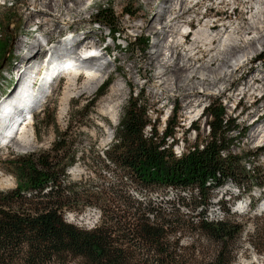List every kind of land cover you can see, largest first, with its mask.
<instances>
[{"label": "rangeland", "instance_id": "rangeland-1", "mask_svg": "<svg viewBox=\"0 0 264 264\" xmlns=\"http://www.w3.org/2000/svg\"><path fill=\"white\" fill-rule=\"evenodd\" d=\"M76 1L78 2V0L74 2L72 0H53L51 5L54 10H48L39 5L41 2H46L42 0L34 2L32 0H0V132L1 127H4L5 130V127L9 128L11 124H14L17 117L13 108L15 101H12L19 90V87H16V80H13L15 65L23 54L22 48L26 45L25 43L30 42L33 36L37 38L47 37L54 41L64 34L65 38L72 35L70 29H65V27L78 26L79 32L87 31L88 35L84 36V39L76 46V52L96 51L99 60L106 62V64L99 65L98 68L95 66L94 69L98 74L97 79L94 80L95 83L82 76L78 79L72 78L75 81L74 86H66L65 82L68 77L67 75L65 77L64 74L65 78H59V69L64 66L69 67L73 61L64 59L65 61L58 68L54 79L41 87L42 91L38 101L40 103H36L25 110L28 113L29 111L32 112L31 119L23 121L24 113L20 118H17L20 123L16 132L7 136L9 138H4L5 142L0 147V190L12 188L15 185L16 174L11 162L17 155L47 150L55 140V129L61 131L68 125L73 131L69 140L72 149L76 152V161L67 167V176L71 180L87 177L88 171L82 163V159H78L77 156L82 151L88 150L89 147L101 151L111 143L114 128L123 116L131 95L130 87L133 88V96L141 91L142 100L148 104V116L159 134H161L167 121L169 123L177 122L172 135L167 138V143L176 155L187 151L193 144H199L209 136L207 122L210 120V116L205 109L211 102H220L224 107L225 116L234 120L238 126L226 134V137L232 140L229 151L242 157V163L246 165V170L249 167H256L252 176L253 180L256 178L258 181H264V150L260 152L258 150V144L264 139V136L260 137L259 143L249 139L253 129L258 128L261 124L264 125V120L258 124L253 123L255 115L264 111V100L258 101L254 105L251 104L258 95H264V91L256 90L254 93H251L252 90L247 91L248 88L256 87L257 84H252L248 74L255 75L258 71L264 74V57L259 58V55L264 52V0H225L224 3L220 4H218L219 0H200L190 12L178 18L177 21L174 19L170 21V29L175 31L179 21L190 19L192 21L189 24L192 28L191 33L193 29L198 27L197 19L201 22L202 15H205L206 20H211L215 24L230 23L223 34V38L215 42L214 45L219 44L217 47L222 42H227L234 37L233 31H236L234 26L239 25V28H242V38L245 39L243 52L251 57L249 63L247 62L242 70H248L249 65H252V68L248 70L249 73L244 72L243 78H239L238 72H235L226 80L218 81L213 86L215 93L210 95H205L201 90L211 86L200 85L198 79L183 80L180 83L175 82L172 78H163V83L157 85L159 84L161 68L157 66L150 67V69L145 68L147 64L145 53L157 51L158 45L151 48V44L159 40L160 36L148 35L145 29L143 30L138 26L143 20L149 19L155 12L160 11L164 6L163 0H152L151 9L146 5L145 0H85L84 3H77ZM188 4L189 0L184 6L187 7ZM174 6H178V4ZM99 8H106L114 13L118 23V32L114 40L106 37L108 29L104 25L103 19L96 15ZM30 12H34L37 16L31 19L30 23L25 24V15ZM173 16V13H169L168 19H172ZM250 24L255 27L254 32L257 36L254 50L247 47L250 41L248 38L254 34L250 32L247 35V27ZM132 25L135 27H131ZM53 27L55 28L54 31H52ZM191 33H188L185 42L183 40L177 41L179 44L176 49L166 51L165 56L170 57V61L172 60L171 56H173L171 51L180 55L187 53L186 44L192 40ZM173 36L174 33L170 31L167 40H174ZM143 38H147L145 47L140 45ZM88 40L90 41L88 42ZM135 42L139 47L137 49L134 45ZM182 43L185 44L182 45ZM47 56L49 58L48 54ZM44 58L37 60L39 64L44 61L41 68H38L36 61L35 67L31 70L30 75H34L38 70L35 77L36 82L34 81L36 87L43 78H46L42 72L46 68V58ZM55 61H53V65H56ZM81 68L78 66V70ZM225 70L230 71L229 68H223L221 73ZM158 73V77L155 78ZM208 79L211 80L212 78ZM235 79H238L237 83L233 84ZM245 80H249V86L243 89ZM104 81L109 84L103 94L98 96L99 86ZM155 83L156 87L153 85ZM179 84H183L184 89L177 87ZM191 84L197 85V87L193 92L187 94ZM113 86H118L120 89V94L115 100L121 103L118 107L119 117L115 124H111L109 118L102 114L99 109L104 97L111 92ZM218 88H221L223 92H218ZM198 90L199 92H197ZM28 94L22 93L25 98ZM64 94L68 96L63 102ZM187 95L191 96L194 102L202 101L198 112L201 114L197 119H195L197 115L191 118L195 120L190 125L187 121L190 119H187L185 114L188 111L190 101L185 99ZM93 99V108L84 112L83 106ZM238 101L239 106L233 109L234 104ZM165 114L167 116L162 120ZM250 123L253 124L250 125ZM26 128L29 129L28 134L23 135V129ZM11 129L3 131L9 133ZM145 130L149 131V126ZM100 172L105 175L106 180L111 181L110 170L101 168ZM250 175L252 174L250 173ZM249 176L239 174L238 182L244 184L249 182ZM232 187L233 194L229 189ZM212 194L210 199L212 205L207 214L210 213L211 218H227L224 212L218 209V205H225L230 211L229 219L240 223L242 226L239 240L233 246L235 261L232 264H264V203L260 204L264 201V184L261 187L252 184L249 190L243 191L242 188L240 189L234 183L227 181L215 189ZM177 195L182 197L184 202H188L191 207L194 206L190 200V193L166 190L164 194L157 196V199L166 201V206H170L169 201L174 202L176 206L178 203L182 206L181 201L176 199ZM77 208H80L81 212L77 213L72 209V211L68 210L64 213L67 221L83 227H92L98 222L99 211L97 208L91 205L82 207L81 204L75 207V209ZM188 209L190 210V208ZM180 210L183 214H190L186 207H180ZM254 229H257L255 235H253ZM190 238L188 234H185L182 241L187 243ZM70 264H74V262Z\"/></svg>", "mask_w": 264, "mask_h": 264}, {"label": "trees", "instance_id": "trees-1", "mask_svg": "<svg viewBox=\"0 0 264 264\" xmlns=\"http://www.w3.org/2000/svg\"><path fill=\"white\" fill-rule=\"evenodd\" d=\"M96 15L114 40L118 23L113 11L99 8ZM134 45L139 48L136 42ZM140 45L145 47L147 38ZM263 57L264 52L259 55ZM108 84L104 81L99 86L98 96ZM130 92L111 143L101 151L89 147L77 156L88 171L87 177L71 180L67 176V167L76 161L69 125L61 131L55 129V140L47 150L17 155L11 162L15 185L0 190V264L235 261L233 246L242 233L241 224L229 219L225 205H218V209L227 218H209L207 212L212 193L227 181L243 191L252 184H264L252 179L256 167L246 170L242 157L229 151L232 140L226 134L237 124L225 116L220 102H211L205 109L210 116L209 136L176 155L167 138L177 122L167 121L159 134L141 91L133 96L130 87ZM93 106L94 99L83 106L84 112ZM258 150L263 151L264 146ZM101 168L110 170L111 181L106 180ZM239 174L248 175L249 182H238ZM166 190L190 193L194 206L178 195L182 206L171 201L166 206V201L157 199ZM79 204L98 209L94 226L83 227L65 219L68 210L81 212L75 209ZM180 207H186L190 214H183ZM256 233L254 229L253 235ZM185 234L191 237L187 243L182 241Z\"/></svg>", "mask_w": 264, "mask_h": 264}, {"label": "bare ground", "instance_id": "bare-ground-1", "mask_svg": "<svg viewBox=\"0 0 264 264\" xmlns=\"http://www.w3.org/2000/svg\"><path fill=\"white\" fill-rule=\"evenodd\" d=\"M34 1L36 0H32V2ZM42 1H46V2L39 3L40 6L46 7L48 10H54L53 6L51 5V1L53 0H42ZM72 1L74 2L75 0ZM83 1L85 0H78V2H83ZM187 1L188 0H163L164 6H162L160 11L155 12L149 19L143 20L142 23L138 26L143 30L145 29L148 35H151L153 37L160 36L159 40L152 42L151 44V48L158 45L157 51H155L154 53H152L151 51L145 53V59L147 62L145 68L150 69V67L153 66L155 67L157 66L161 68V75L159 76V84L157 85L163 83L162 82L163 78H172L173 80H175V82L177 81L180 83L183 80L198 79L200 85L207 84L211 86L208 89L203 88L201 90L202 93H204L205 95L214 94L215 90L213 89V86L218 81L226 80V78L230 77L235 72H238L237 75L239 76V78H243L242 75H244V72L249 73L248 70L252 68V65H249L248 70L245 69L243 71L242 69L244 65L247 64V62L249 63L251 57L249 54L243 52V48L245 46L244 45L245 39L244 37L242 38L243 36L241 30L242 28H239L240 27L239 25L234 26V29L236 30L233 31L234 37L232 39H229L227 42L226 41L222 42L220 46L217 47L219 44L214 45L215 42L223 38L224 36L223 34L226 32L227 27L230 26V23L226 24L224 22L221 24H215L214 22H211V20H206L205 15H202L201 22H199V19H197L198 27L193 29L191 33V37H192L191 42H189V44H186L187 53H184V55H180V54H175V51L174 52L171 51V54L173 56H171L172 60L170 61V57L165 56L166 51H169L173 48L176 49V47L179 44L177 42L178 40L181 41L183 40V42H185V39L188 36V34H186L185 31L187 30L189 24L192 22L190 19L179 21L177 24L178 27L175 29V31H173V29H170L171 28L170 21L173 19L177 21L178 18L190 12V10H192L193 7L200 2V0H189L188 6L185 7L184 5ZM174 2L176 5L178 4V6H174L175 5ZM224 2L225 0H219L218 4ZM145 3L147 6H149L150 9L153 6L152 0H145ZM169 13H173L174 15L172 19H168ZM36 16L37 14H35L34 12L27 13L25 15V24L30 23L31 19H33ZM131 27L134 28L135 25H132ZM247 28H248L247 35L250 32L254 33L252 37L248 38L250 41L247 47L251 50H254L257 39V36H255L256 33L254 32L255 27H253V25L250 24L248 25ZM65 29H70L69 31H71L72 35L65 38L64 37L65 34L64 35L62 34L63 36H61L59 39L57 38L54 41L48 39L47 37L37 38L33 36L31 41L25 43L26 45L24 46V48H22L24 51L23 54H21V56L19 57L18 61L16 62L17 65H15L16 67L14 74L15 79L13 78V80H16V87L17 88L19 87L17 95H14L12 100L15 101V104L13 103L14 104L13 108L18 118L21 117L24 113L28 112V111L25 112V110H27L30 106H34L36 103H40L38 101H39V95L42 91L41 87L47 83H50V81L54 79V76L58 68L62 66L63 62L66 59L73 61V63H71L70 66L67 67L65 71L66 73H64L65 77L66 75L68 77L65 82L66 86L75 85V81H73L72 78H74L76 73L79 71L78 66H81L82 67L81 69L85 70L86 73L85 77H89V80L92 83H95L94 80L97 79L96 76L97 71L96 69H94L96 68L95 66H97L98 68L99 65L106 64L105 61L99 60L100 58H98V55H96L97 54L96 51L90 52L88 50H84L81 52H76L75 49L76 46L84 39V36L88 35L87 31L85 32L83 31V33L79 32L78 26H74L73 28L69 26L68 28L65 27ZM54 30L55 28L53 27L52 31ZM170 31L174 33L173 37L175 38L174 40L171 41L167 40V36ZM89 41L90 40H88V42ZM184 44L185 43H182V45ZM91 53L93 55H90ZM47 54L49 55V58ZM44 57L46 58V68L42 72L46 78H43V80L36 87L35 77L38 74V70L34 73V75H30L32 73L31 70L33 67H35L34 64H36V61L41 60ZM54 60H56L55 61L56 65H53ZM180 60L182 62L181 64H180ZM37 63H38L37 64L38 68H41V65H44V61H41L40 64L37 61ZM223 68H229L230 71L228 70L227 72L225 70L224 72L222 71L223 73H221V70ZM158 75L159 73L155 76V78H157ZM248 75H250L249 80H252V84L254 83L258 84V82L259 84L258 85L256 84V87L251 86V88H248L247 91L252 90L251 93H254L256 90H258L259 92L264 91L263 72L258 71L256 72L255 75L252 74H248ZM78 78L79 75L76 77V79ZM208 78H212V79L210 80ZM237 80L238 79H235L233 81V84L237 83ZM249 80H245L243 84L244 85L243 89L249 86ZM153 85L156 87V83ZM177 87L184 89L183 84H179ZM196 87L197 85L191 84L188 88L187 94L193 92V90ZM23 92L30 94L26 95L27 98H25V96L22 95ZM197 92H199V90ZM218 92H223V90L221 88H218ZM119 94H120V89L118 88V86H113L111 88V92L104 97L102 104L100 105L99 108L100 112L109 118L111 124H115L119 117L118 107L120 106L121 103L115 100ZM67 96H68L67 94L63 95V99H62L63 102L67 99ZM191 98L192 97L189 95L185 96V99L187 101L190 100L188 111L185 113L187 119H191L194 116L198 115L202 103L201 100L199 102L197 101L194 102V99ZM165 118H166L165 115H163L162 120H164ZM16 123L18 122L14 121V124H12L13 126L12 129L11 126L6 129L7 131L11 129V132L8 133L9 135H11L13 132H16L17 128L15 129L14 127L16 126ZM3 130L4 127H1L0 135L2 134ZM28 131H29L28 128L23 129L22 132L23 135L28 134ZM262 136H264V125L261 124L258 128L252 130L251 134L249 135V139H251L255 143L256 142L259 143V139ZM0 147H2V144H0ZM208 215L209 218H211L210 213Z\"/></svg>", "mask_w": 264, "mask_h": 264}]
</instances>
